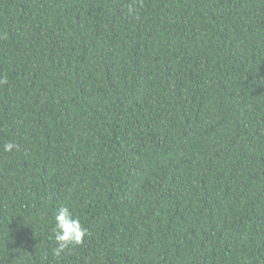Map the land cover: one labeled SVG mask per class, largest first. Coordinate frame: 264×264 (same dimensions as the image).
<instances>
[{
    "label": "trees",
    "instance_id": "16d2710c",
    "mask_svg": "<svg viewBox=\"0 0 264 264\" xmlns=\"http://www.w3.org/2000/svg\"><path fill=\"white\" fill-rule=\"evenodd\" d=\"M3 76L0 264H264V0H0Z\"/></svg>",
    "mask_w": 264,
    "mask_h": 264
},
{
    "label": "clouds",
    "instance_id": "9594fccd",
    "mask_svg": "<svg viewBox=\"0 0 264 264\" xmlns=\"http://www.w3.org/2000/svg\"><path fill=\"white\" fill-rule=\"evenodd\" d=\"M7 77H0V85L6 84ZM5 152L19 151L20 145L9 141L3 145ZM54 226L50 239L55 242L52 249L54 256H61L65 250L80 246L84 243L87 229L82 225L80 218L68 206L58 208L53 216Z\"/></svg>",
    "mask_w": 264,
    "mask_h": 264
}]
</instances>
